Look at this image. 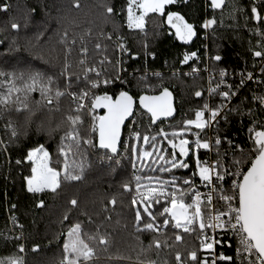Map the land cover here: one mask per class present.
I'll use <instances>...</instances> for the list:
<instances>
[{
	"label": "snow or ice",
	"instance_id": "snow-or-ice-1",
	"mask_svg": "<svg viewBox=\"0 0 264 264\" xmlns=\"http://www.w3.org/2000/svg\"><path fill=\"white\" fill-rule=\"evenodd\" d=\"M177 2L128 0L127 28L144 32L146 18L156 14L163 23L175 30L178 40L190 42L196 35L194 25L179 12L169 10V6ZM180 2L187 3V0ZM224 4L225 0H211L213 10L222 8ZM262 5L264 0H260V4L253 2L250 16H245L246 27L250 19L260 22L251 28V34L258 37L257 45L249 48L254 58L252 67H256V60L260 63L259 73L247 71L246 67L235 73L233 79L239 80L235 84L227 83L225 78L228 73L224 69L219 71L218 79L216 74L209 73L208 95L210 98L219 97V102L210 106L205 101L202 108L195 111L194 119H183L178 129L170 125L173 128L170 132L161 125L169 118H175L173 93L163 83L149 84L153 77L162 81L159 72L149 73L145 68L139 76L136 73L141 72L140 69L134 70L132 74L127 73L123 56L128 55L131 59L137 57L129 52L118 30L114 29L116 41L113 42V51L120 56L113 61L107 55L108 46L100 40L112 41V33L101 32L94 45L99 59L92 57L89 63L85 37L77 38L75 33L70 36L68 29H65L60 41L63 58L58 66L42 55H35L32 59L23 56L15 38L0 40V63L5 65L0 67V119H3L4 113L27 112V123L34 115L30 104L45 107L49 112L60 111L61 98H70L67 114L62 121L64 128L57 145V160H52L45 144L30 147L22 158L15 160L17 166L24 163L31 166V174L23 177L27 192L38 194L47 190L56 193L62 188V174L65 182L82 181L92 166L91 156L101 164H107L111 173L116 172L124 158L131 164L132 179L124 181L121 187L130 197L129 208L133 213V228L140 252L134 261L130 255L109 254L108 264H158L156 260H142L140 257L146 252L155 251L159 256L162 250L174 249L175 264H264V119L257 116V112L264 113V92L249 89L251 102L258 107H250L247 112H243L240 105H232L233 98L247 88L249 82L264 88ZM11 7L6 0H0V12L8 13ZM72 7L79 8V0H73ZM100 7L104 10L106 20L119 14L112 4L103 3ZM233 11L245 10L233 6ZM232 18L235 19L234 16ZM216 23L214 18L207 19L202 27L208 29ZM27 26L25 21L23 27ZM10 27L18 33L22 25L13 21ZM87 36L91 38L90 31ZM77 47L80 57L76 64L77 70L70 71L73 68L71 57ZM151 55L155 59V54ZM211 59L220 61L222 57L215 55ZM189 61H199L197 52H185L180 60L182 65H189L190 68L183 75L195 76L201 70L195 63L189 64ZM204 71L208 72V68L205 67ZM176 74L172 73L173 76ZM129 76L137 82L135 93L129 87ZM117 85L119 90L112 91L110 95L109 92ZM34 93H39V100H33ZM194 95L201 97L202 91L198 90ZM246 99H242L241 104ZM99 109L104 110L102 115L97 113ZM230 113L250 118L248 140L243 146L234 138L221 135L223 129L220 122L223 120L228 124ZM85 120L88 121L87 127ZM145 120L146 124L143 123ZM127 125H131L129 136L136 143L122 141L121 129ZM154 126L156 131H153ZM141 127L145 129L143 133ZM4 128L9 132L11 142L21 136L11 119ZM60 128L61 125H57V129ZM57 129H49L48 135L51 136ZM209 129L213 132L212 137L206 134ZM23 135L27 136L26 130ZM225 144L227 148H223ZM9 146L0 138V150L5 153L10 164L11 159L7 155ZM120 147L128 153L127 157L121 156ZM202 149L207 150L206 155L214 152L215 159L201 157ZM60 157H63V166L58 169ZM190 161L193 162L191 166ZM174 170H185L191 174L177 175ZM68 204L71 208L65 211L63 221H69V213L79 208L76 198L70 199ZM107 205L114 209L117 198L113 196ZM107 205L103 208L105 212L109 211ZM36 206L43 208L44 200L41 199ZM11 207L15 209L16 205ZM81 214L88 217L89 223H93L88 213ZM10 220L14 227L23 228L16 223L15 216L10 217ZM105 220L110 221L111 216H106ZM100 227L96 225V233L88 234L83 231L81 222L72 223L66 234L61 233L65 239L63 256L58 264H99V253L92 242L105 253L109 252L110 247L108 235L101 234ZM145 234L150 237L146 246L139 239ZM228 234L237 241L234 256L217 251V247L224 243L223 235ZM185 235L193 236L198 246L181 252L176 246L185 242ZM0 238L4 241L3 249L8 252L7 255H0V264H27L25 245L20 243L24 239L22 234L0 233ZM170 240L173 242L170 243ZM227 246L232 247L231 243ZM37 248L34 246L32 251H37Z\"/></svg>",
	"mask_w": 264,
	"mask_h": 264
},
{
	"label": "trees",
	"instance_id": "trees-1",
	"mask_svg": "<svg viewBox=\"0 0 264 264\" xmlns=\"http://www.w3.org/2000/svg\"><path fill=\"white\" fill-rule=\"evenodd\" d=\"M12 5L8 13L0 12V40L10 41L16 39L20 46L21 54L29 59L35 55H42L54 65H59L63 58V46L61 37L63 31L68 29L70 36L75 33L77 38L85 37L89 49V63L91 58L96 56L94 45L99 39L101 32L112 33V41L100 40L103 45L108 46V53L113 61L118 58V53L114 52L113 42L116 40V31L123 38V42L136 59L124 55V67L128 74L134 70L140 69L141 75L145 68L156 69L162 72V81L154 77L149 80V84H160L168 87L174 94L176 100L177 114L174 119L164 122L161 127L166 131H172L170 125L182 126V120L193 119L195 111L203 106L204 98L196 97V91H202L204 87L203 77L186 78L183 76H173L169 71L178 66L180 56L185 50H196L203 53L204 40L202 35L205 29L202 27L207 19H215L217 23L208 30V49L211 57L220 55V61H212L215 69H227L229 71H239L247 67V70L255 69L259 65L256 60V67L253 68L254 58L249 51L250 47L255 48L258 37L251 34V28L257 26L260 22L248 20L246 27L245 16H250L251 0H225L224 6L220 9L211 8V0H187V3L180 2L169 6V10L179 12L185 17V20L194 25L196 35L192 38L190 45L178 40L175 36V30L166 23H163L156 14H150L146 18L144 32L138 29L127 28V2L128 0H79L80 7H72L73 0H6ZM108 3L115 6L118 15L106 20L101 4ZM207 5L210 8H207ZM233 6L244 9V12L233 11ZM264 8V6H262ZM235 17L233 19L232 17ZM17 22L22 25L17 33L10 27L11 22ZM27 21V28L23 25ZM58 21H60L58 23ZM91 32V38L87 36ZM251 42V43H250ZM7 43V41H6ZM145 45L147 47L145 48ZM155 54V59H150L151 54ZM152 56V55H151ZM79 48L74 50L71 57L73 68L70 71H76V64L79 59ZM246 62V63H245ZM0 67H5L0 63ZM132 92L137 91V82L129 76ZM143 87V85H141ZM119 86L112 91H118ZM250 91L245 90V103L241 104L238 99L235 105H240L241 110H246L247 106H253L250 97ZM33 100H39V93L33 94ZM70 105V98H61L59 102L60 111L49 112L45 107H38L34 103L30 104L34 115L31 121L26 123L29 113L15 111L4 113L3 119H0V138L9 143L8 156L11 163H8L5 153L0 150V233H5L6 211L13 204L15 209H10L16 215L19 225L16 227L18 235H23L24 239L20 241L25 245L27 264H58L63 256L62 245L65 239L67 228L77 221L82 223V229L88 234L96 233V225H101L100 233L107 234L110 240L109 252L105 253L94 241L93 246L97 247L99 253V264H108L107 256L109 254L130 255L133 261L137 253L140 252V245L137 241V234L133 228V213L129 208L130 197L125 193L121 184L126 180L132 179L133 169L127 158L122 159L121 166L115 173H111L107 164H101L94 156H91L92 166L86 171L82 181L65 182L63 174L61 176L62 188L56 193L45 191L44 193L32 194L27 192L24 176L31 174V166L24 163L20 166L15 164L17 158H22L26 151L32 146L45 144L50 152L53 161L57 160V145L63 134L64 120L67 109ZM11 119L13 125L21 132V136L14 142L9 141V132L5 131L4 125ZM238 113L229 116V123L223 124L227 129L225 133L237 131L240 121ZM144 124L147 123L145 120ZM88 121L85 120V127ZM159 124V123H158ZM57 125H61L57 129ZM129 125L124 129L125 133L129 130ZM49 129H57L48 135ZM27 131V136L23 135ZM157 129L153 127V131ZM143 133L145 129L140 128ZM135 140L130 139L129 143ZM122 157H127L128 153L121 147ZM61 163L57 165L58 169L63 166V157H60ZM193 162L190 161V166ZM176 171V170H174ZM140 174V173H137ZM177 175H190L185 170L176 171ZM113 196L117 198V205L113 209L107 205V201ZM76 198L79 201V208L73 209L70 213V220L63 221L62 217L65 211L71 208L68 201ZM43 199L45 206L37 207L39 201ZM123 202V206L121 205ZM107 205L109 211H103ZM86 212L92 217L93 223L88 222V217L82 215ZM106 216H111V220H105ZM119 221V223H117ZM9 234V233H8ZM172 236V233H169ZM140 241L146 246L150 237L141 235ZM174 239V238H173ZM170 243L173 241L170 240ZM4 241L0 238V255H7L8 252L3 249ZM38 246L37 251L32 248ZM198 246L193 236L185 235V242L176 247L181 252L187 248ZM9 245V249H11ZM231 253V248L226 249ZM174 250H162L157 256L155 251L146 252L141 255L142 260H156L158 264H175Z\"/></svg>",
	"mask_w": 264,
	"mask_h": 264
},
{
	"label": "built area",
	"instance_id": "built-area-1",
	"mask_svg": "<svg viewBox=\"0 0 264 264\" xmlns=\"http://www.w3.org/2000/svg\"><path fill=\"white\" fill-rule=\"evenodd\" d=\"M252 1V4L253 2H255L256 4H260V0H251ZM264 6V5H262ZM207 8L209 9L210 6L207 5ZM208 29H205V32L204 34L202 35V40H204V45H203V53H199L198 51L196 50H185L182 52L181 56H180V59H179V63H178V66L175 67L174 69H171L169 72L172 74L173 72H176L177 76H183V77H186V78H199V77H203L204 79V87H203V92H202V96L204 98V103L205 101H207L209 103L210 106H215V104H217L219 102V97H209L208 95V92H207V88H208V79H209V73H214L216 74V78L218 79V73L219 71L221 70H217L213 67L212 65V61H216L214 59H211V55L209 53V49H208ZM116 41V40H115ZM125 44V43H124ZM197 52L198 56H199V61H189V64H193L195 63V65L200 68V72L195 75V76H185L183 75V73H186V72H189L190 71V68H189V65H182L180 63V60L183 58V54L185 52ZM120 56V54L118 53V57ZM150 59H153V57L150 55ZM207 67L208 68V72H205L204 71V68ZM147 69V68H146ZM149 73L151 72H159L162 74L161 71L159 70H156V69H147ZM227 71L228 75L227 77L225 78L227 83H230V84H235V83H238L239 80L238 78L237 79H233L235 73L241 71H229L227 69H224ZM247 71H252L254 74H258L259 71H260V63L259 65L255 68V69H252V70H247ZM214 86V85H213ZM246 89H255L257 92H264V88H261L259 86H256V85H253L251 82H249L247 88L245 89H242L240 91V93L237 94L236 97L233 98L232 100V105L235 104V102L238 100V99H244V94H245V90ZM170 90V89H169ZM171 91V90H170ZM172 92V91H171ZM249 97H250V100L252 101V97H251V91H250V94H249ZM175 103H176V100H175ZM203 103V104H204ZM234 106V105H233ZM250 107H258L257 105H254ZM249 106H247V109L246 110H242L243 112H247V110L250 108ZM202 108V107H201ZM177 114V113H176ZM231 114H235V113H230L229 116ZM207 115V114H206ZM176 116V115H175ZM238 116L241 118L240 119V125H238V130L237 131H230L228 133H225L224 131H222L221 135L222 136H228L229 138H234L236 140L237 143H240L242 146L245 145V142L248 140V132H247V128L249 126H251L250 124V118L247 116V115H244V116H241L239 113H238ZM257 116L260 117L261 119H264V113H260V112H257ZM195 118V114H194V117L193 119ZM229 119V117H228ZM165 122H168V121H165ZM224 122L223 120H221L220 122V127L222 129H227L225 127V125H223ZM129 127H131V125H129ZM257 130H260L259 128ZM206 134L208 137H212L213 136V132L212 130H206ZM203 135V134H202ZM123 136H124V133H123ZM130 136H129V130L125 133V137H124V142H127L129 143V140H130ZM223 148H227V145L225 144L223 146ZM222 148V150H223ZM121 150V148H120ZM206 151L207 150H200V155L201 157L203 158H206V159H209V160H214L215 159V154L214 152L212 153H208L206 155ZM191 174V173H190ZM203 190V189H202ZM12 208V207H11ZM11 208H7V211L5 213L6 215V225L7 227L5 228V233L9 235H16L18 236L17 234V231H16V227L13 226L11 220H10V217L12 216H15L16 218V215L13 213L12 210H10ZM16 223L19 225V222L16 218ZM223 241L224 243L221 245V246H218L217 247V251H223L225 254L227 255H230V256H234L235 255V249H236V246H237V241L234 237L231 236V234H228V235H223ZM228 243H231L232 247H231V253H227L226 249L229 248L227 245Z\"/></svg>",
	"mask_w": 264,
	"mask_h": 264
},
{
	"label": "water",
	"instance_id": "water-1",
	"mask_svg": "<svg viewBox=\"0 0 264 264\" xmlns=\"http://www.w3.org/2000/svg\"><path fill=\"white\" fill-rule=\"evenodd\" d=\"M256 21V20H255ZM257 23L259 22V21H256ZM191 42L192 41H190V42H188V43H185V45H190L191 44ZM173 105H174V108H175V114H174V117H175V115H176V113H177V109H176V103H175V97H174V94H173ZM97 113H99L100 115H102L103 113H104V110L103 109H99V110H97ZM173 118H169V120H166V121H170V120H172ZM159 123V122H158ZM126 124H127V122H126ZM124 129H125V127H122V129H121V139H122V137H123V133H124ZM121 148V147H120ZM119 151H120V149H119Z\"/></svg>",
	"mask_w": 264,
	"mask_h": 264
},
{
	"label": "rangeland",
	"instance_id": "rangeland-1",
	"mask_svg": "<svg viewBox=\"0 0 264 264\" xmlns=\"http://www.w3.org/2000/svg\"><path fill=\"white\" fill-rule=\"evenodd\" d=\"M135 11H136V10H135ZM136 14L138 15L139 13L136 12ZM98 114H99V113H98ZM134 143H136V141H135Z\"/></svg>",
	"mask_w": 264,
	"mask_h": 264
},
{
	"label": "crops",
	"instance_id": "crops-1",
	"mask_svg": "<svg viewBox=\"0 0 264 264\" xmlns=\"http://www.w3.org/2000/svg\"><path fill=\"white\" fill-rule=\"evenodd\" d=\"M136 12L139 13V10L137 9Z\"/></svg>",
	"mask_w": 264,
	"mask_h": 264
},
{
	"label": "flooded vegetation",
	"instance_id": "flooded-vegetation-1",
	"mask_svg": "<svg viewBox=\"0 0 264 264\" xmlns=\"http://www.w3.org/2000/svg\"><path fill=\"white\" fill-rule=\"evenodd\" d=\"M0 217H1V210H0Z\"/></svg>",
	"mask_w": 264,
	"mask_h": 264
}]
</instances>
